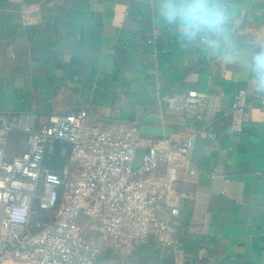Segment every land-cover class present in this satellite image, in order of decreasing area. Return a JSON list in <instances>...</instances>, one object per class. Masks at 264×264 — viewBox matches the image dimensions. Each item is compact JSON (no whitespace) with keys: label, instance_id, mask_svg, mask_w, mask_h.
<instances>
[{"label":"crops","instance_id":"obj_1","mask_svg":"<svg viewBox=\"0 0 264 264\" xmlns=\"http://www.w3.org/2000/svg\"><path fill=\"white\" fill-rule=\"evenodd\" d=\"M240 2L235 36L264 45V0ZM192 90L206 97L200 119L168 104V97ZM240 92L249 96L244 126L230 133ZM261 97L238 64L182 46L154 0H0V126L11 127L9 156L28 149V128L82 107L88 127L140 122L143 144L150 137L195 136L176 186L181 214L176 220L165 214L182 245L165 247L153 237L114 246L95 236L115 264H264Z\"/></svg>","mask_w":264,"mask_h":264},{"label":"built area","instance_id":"obj_2","mask_svg":"<svg viewBox=\"0 0 264 264\" xmlns=\"http://www.w3.org/2000/svg\"><path fill=\"white\" fill-rule=\"evenodd\" d=\"M248 99L236 95L230 133L243 130ZM205 103L195 90L168 97L172 110L194 119ZM89 116L85 107L52 115L45 126L26 130L28 149L13 157L5 149L11 127L0 126V264H115L95 236L114 246L153 237L165 247L182 245L165 214L173 220L181 214L176 186L195 136L150 137L143 144L140 122L109 130L88 127ZM55 152L65 159L58 171L46 166ZM194 174L189 169L188 177Z\"/></svg>","mask_w":264,"mask_h":264},{"label":"clouds","instance_id":"obj_3","mask_svg":"<svg viewBox=\"0 0 264 264\" xmlns=\"http://www.w3.org/2000/svg\"><path fill=\"white\" fill-rule=\"evenodd\" d=\"M154 10L182 46L205 48L219 62L238 64L251 77L255 93L264 96V45L235 36L244 10L240 0H154Z\"/></svg>","mask_w":264,"mask_h":264},{"label":"trees","instance_id":"obj_4","mask_svg":"<svg viewBox=\"0 0 264 264\" xmlns=\"http://www.w3.org/2000/svg\"><path fill=\"white\" fill-rule=\"evenodd\" d=\"M50 157H55L56 161H49ZM65 163V159L62 158L58 152H55L53 154L48 155V157L46 158V166L53 170V171H58V169H56L58 166L62 167V165Z\"/></svg>","mask_w":264,"mask_h":264},{"label":"rangeland","instance_id":"obj_5","mask_svg":"<svg viewBox=\"0 0 264 264\" xmlns=\"http://www.w3.org/2000/svg\"><path fill=\"white\" fill-rule=\"evenodd\" d=\"M49 161H56V158L55 157H50Z\"/></svg>","mask_w":264,"mask_h":264}]
</instances>
